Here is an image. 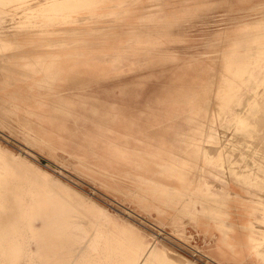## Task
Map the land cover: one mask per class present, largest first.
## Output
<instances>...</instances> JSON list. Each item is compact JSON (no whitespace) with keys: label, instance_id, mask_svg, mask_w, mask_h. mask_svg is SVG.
<instances>
[{"label":"rangeland","instance_id":"rangeland-1","mask_svg":"<svg viewBox=\"0 0 264 264\" xmlns=\"http://www.w3.org/2000/svg\"><path fill=\"white\" fill-rule=\"evenodd\" d=\"M237 11L241 0H0V216L12 207L20 221L3 230L18 239L0 242V264H34L26 221L42 215L60 219L48 229L95 237L73 253L78 264L99 232L124 227L182 264H264L263 194L261 219H246L241 191L204 186L214 167L241 180L247 95L264 116L253 67L264 60V16ZM212 71L218 83L206 80ZM190 76L197 96L186 113L174 93ZM83 101L73 118L44 125V109ZM189 151L192 191L180 158Z\"/></svg>","mask_w":264,"mask_h":264},{"label":"crops","instance_id":"crops-1","mask_svg":"<svg viewBox=\"0 0 264 264\" xmlns=\"http://www.w3.org/2000/svg\"><path fill=\"white\" fill-rule=\"evenodd\" d=\"M251 10L255 12H252ZM252 14L264 16V0H241V16ZM245 25L246 24H242L241 28ZM219 73L220 72L217 71L216 74L218 76L215 78V73L212 71L207 75L208 77H206V80H210L211 83H218L220 80ZM246 74V77H241V80L248 81L250 78L253 79L250 77V73L247 72ZM178 81L180 86L176 88L174 93V104L180 106L187 113L188 111H191L192 107L195 105L197 87H195L196 84L191 76L188 79L180 77ZM245 87H247V83L241 85V89H245ZM208 94L209 93L206 91L205 96ZM242 99L243 97L241 95V103L244 102ZM250 102L253 103L249 104ZM243 104V109L241 108V180L238 170L236 173L235 171L232 172L233 177L231 179L229 174H225V172L214 167L210 170L212 173L211 175H208V173L205 174L206 181L204 182V186H207L208 182L217 186L213 189L215 193H219L223 189L225 191L231 189L241 191V195L246 196L248 199L246 207L241 203L243 211L246 214V219H256L255 217L259 219L261 215L258 214V216H256L254 207L256 206L255 202H262L263 197H261V195L263 194L264 196V121H261L264 116L261 111V103L256 100L253 95H247ZM82 105H86V103L83 101L68 106H60L56 109H50L51 107L49 109H44L43 112H47L44 125H53L57 120L73 118L75 108ZM88 111L94 116L99 114V109L97 107H90ZM112 117L114 119L118 118L115 114H113ZM130 124L131 126H135L133 122H129V126ZM34 126L39 128L42 125ZM127 128L129 127L127 126ZM47 131L50 132L49 130ZM129 131L132 133V129H129ZM58 132L60 131L58 130ZM131 137V134L127 136L126 141H129ZM233 156H235V154L232 155V159L235 158ZM180 158L187 160L189 163L186 176L190 181L188 191H192V186L195 183L194 172L190 168L192 155L189 151L185 156ZM51 188L53 190L50 195V200L52 202V200L58 196V190L52 185ZM205 190L204 187V191ZM8 210L9 212L6 215L0 216V242L18 239L13 233H5L3 231L7 225L20 223L19 219L15 218L17 212L14 214L12 207H9ZM46 216L42 215L40 219H27L26 221L28 232L25 239L30 243L34 264H78L79 258L77 255L80 248L84 245L82 242L85 243L86 241H92L95 237H91L92 233L87 231H66L64 230L66 226L62 227L60 231L57 227V230H55L54 226V229L52 227L48 229V226L55 225V223L57 225L60 219H46ZM210 225L212 227L215 226L212 222ZM213 230L215 231V229ZM75 251L78 253L73 254ZM249 251L250 250H248V252ZM249 253L254 256L256 255L255 253ZM217 254L219 255L217 257L218 259L227 262V258L224 259L220 256V252H217Z\"/></svg>","mask_w":264,"mask_h":264},{"label":"bare ground","instance_id":"bare-ground-1","mask_svg":"<svg viewBox=\"0 0 264 264\" xmlns=\"http://www.w3.org/2000/svg\"><path fill=\"white\" fill-rule=\"evenodd\" d=\"M240 13L241 11H237L231 15L237 16V14ZM261 58L264 59V54ZM253 67L255 73L264 76V60H256V62L253 63ZM261 82L260 85L263 84L264 87V80ZM237 85L240 86V90H243L240 84ZM239 103V99H236V104L239 105ZM262 121H264V118ZM212 150L210 146L208 150L209 157H211ZM1 164L0 162V176L5 173V171L2 170ZM100 215L103 219H109L108 217H111L105 210H100ZM99 233L98 239L92 243V246L88 250L90 256H88V264H182L175 255L170 252L162 251L160 249L161 247L157 248L153 246L152 238L146 233L136 229L124 227L117 235ZM12 264H25V262L20 258H15Z\"/></svg>","mask_w":264,"mask_h":264}]
</instances>
